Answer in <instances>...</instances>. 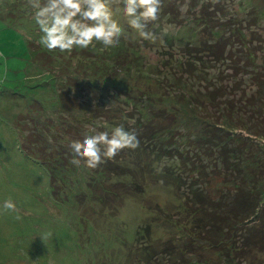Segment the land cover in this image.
<instances>
[{"label":"rangeland","instance_id":"1","mask_svg":"<svg viewBox=\"0 0 264 264\" xmlns=\"http://www.w3.org/2000/svg\"><path fill=\"white\" fill-rule=\"evenodd\" d=\"M0 2L4 11L17 10L31 22L34 13L24 7L26 0ZM217 5L222 6V12H216L215 20H210L208 16ZM112 9L114 19L124 29L117 46L104 49L94 42L95 48L90 46L84 55L66 54L59 58L52 54L43 69L37 59L44 58L36 52L33 60L39 72L37 66L31 67L32 56L27 46L29 40H40L33 27L21 24L24 18L16 23L0 17V53L6 58H0V205L10 197L21 216L17 220L18 213L0 207V264H264V242L254 246L247 241L248 246L243 247L242 233L233 232L228 233L223 249L214 248L196 226L202 213L186 198L191 193L187 190L189 185L210 188L216 195L218 191L231 193L232 177L214 170L204 180L192 161L202 156L209 168L213 159L205 158L202 148L192 144V124L177 128L172 120L181 113L176 111L181 93L196 96L197 127L213 122L222 108L226 113V99L233 96L232 103L237 100L234 105L239 107L238 100L252 94L259 107L258 116L252 117L256 129L249 130L247 121L238 126L237 110L231 111L233 118L226 124L234 138L244 141L247 152L253 154L246 165L257 170L259 164L264 165V81L260 82L264 79V0H163L159 20L148 25L157 37L155 42L143 40L128 27L122 0H114ZM216 22L222 26L216 28ZM34 27L38 28L36 24ZM211 29L216 33L211 34ZM224 36L228 37L224 53L230 49L234 57L216 60L203 48ZM240 37L245 46H238ZM120 46L130 54L128 70L98 77L101 88L83 86L82 77L78 85L71 81L70 86L62 84L69 89L74 103H79L66 111L58 103V90L63 87L61 80L67 79L63 72L67 61L72 75L80 58L84 62L102 52L111 61L109 53ZM243 51L249 52V56ZM235 65L241 67L238 74L233 69ZM47 71L55 79V90L51 85L46 88L37 84V76ZM41 78L51 83L44 73ZM206 87L208 91L224 87L227 95L211 101L206 97ZM34 99L47 110H37V117L51 115L57 121L62 114L68 122L77 123L78 128L73 130L80 134L71 135L67 143L70 139H82L85 133L93 135L90 128L111 132L120 124L143 128L162 124L168 127L163 143L178 147L185 159L169 158L140 142L136 149H123L95 169L87 168L83 162L71 166L73 169L66 171V184L58 178L63 189L58 202L51 190L48 168L22 149L14 124L15 116L27 112L28 102ZM88 105L100 112L88 114ZM246 109L249 108H245V115L240 113L245 120ZM141 115L144 123L137 119ZM247 225L256 229L264 222L255 218ZM47 233L52 236L43 241L41 236Z\"/></svg>","mask_w":264,"mask_h":264},{"label":"trees","instance_id":"2","mask_svg":"<svg viewBox=\"0 0 264 264\" xmlns=\"http://www.w3.org/2000/svg\"><path fill=\"white\" fill-rule=\"evenodd\" d=\"M3 9L4 8L0 7V17L3 16V18H8L9 21L12 20L13 22L16 21V23L20 22V18H24L25 22H21V24L23 23L24 26H26L25 23L31 25L34 29V32L40 39V36L42 34L39 35V29H35L34 26L36 23H32L34 21L32 18L30 22V20H27L25 16H20L17 10L13 11L7 9V11H4ZM222 9V6L217 5L216 9L214 6L212 11L213 14L209 15L208 18L214 21L216 17L215 14H217L219 11L222 12ZM215 26L216 28H220L222 24L216 22ZM212 33H216V31L212 30L211 34ZM220 38V40L217 39L213 43H207L205 45L206 47L203 48V50L205 52L212 53L213 58L216 60L225 58L227 56L232 59L231 57H234V55L231 53L230 49L226 52L228 55L224 53V49L226 48V46H228V37L224 36ZM237 41L239 47L245 46V44L243 43L244 41L241 37ZM40 45L41 44L39 43V41L37 42L35 39L27 41V46L29 49L28 52H30V55L32 56V62L30 63L32 64L31 67L37 66L33 60V54L36 52L40 54L39 56L44 58L43 61H40L41 59H37L41 69H43L45 65L44 63L47 60L51 61L52 54L60 56L59 58H62L61 56H65L67 54L60 53L58 50L50 52ZM213 45L215 46V48H212ZM40 47L41 49L39 50ZM90 48L91 47H89L88 49L76 48L70 55H67L70 57L72 55L78 56L81 53L84 55L87 53L86 50L90 51ZM195 50L197 51V49ZM23 51L27 52L25 47ZM245 53L247 56H249V52L245 51L244 54ZM110 54H112L111 61H109L102 54V52L98 53L97 56H92V58L89 60L88 58H85L84 62H82V58H80L74 65L72 75H70V66L67 61V64L63 69V72H66L65 76L67 79L65 81L61 80L62 83H60V85L63 84L70 86V81L74 82L73 84L78 85L81 81L80 77H82L84 78V81L82 83L83 86L85 85L91 89H95L98 87L101 88V80L99 81L97 79L98 77H103L107 72L117 73V70L126 71L130 67L129 60L127 59L129 58L128 56H130V54L124 46L118 47L115 51L112 50V53H109V55ZM223 54L226 55L224 56ZM239 60L240 59L238 58V61ZM39 66L36 67L38 72L40 71ZM239 68L241 67L237 65H235V67L233 68L236 74H238ZM43 73L51 79V83H48L47 80L41 78L43 76ZM39 75L37 76V78H40V81L37 82V84H41L46 88H49L51 85L53 90L56 89L54 88L55 79L53 78V76H51L50 72H41ZM15 81H18V79ZM262 81H264V79L260 80V82ZM14 85L18 86L15 82ZM206 91V97H208V99H210L211 101L227 95L224 87H213L209 91L206 87ZM58 94V103L63 104V108L66 111H70L72 109V105L77 106L79 104L74 103L72 97H70L71 95H69V89H67L66 86L60 88V90H58ZM94 96H97V94L95 93ZM147 97L150 96L148 95ZM178 98L179 107L176 111H181V113L176 115V117L174 118L172 117V120L177 125V128L192 124L193 130H195V140L192 141V144L196 147H199L200 149L202 148L201 153L205 155V158H208L210 160L213 159V163L210 164V167L206 168L204 164L206 160L203 159L204 157H196V160L194 159V161H192L196 164L194 166L196 167L195 170L200 171L201 176L204 178V180H207L210 174L213 175L214 170L222 175H230V177H232V185L234 186L233 192L223 193L221 191H218L219 194L216 195V192H214L210 188L204 189L202 188V186L198 187L196 184L189 185V188L187 190H190L191 193L190 195L187 194L186 198L191 199V203L195 205L197 211H200L202 213L197 218L196 226H198L202 231V235L204 236L206 241H209L211 243V246H213L214 248L223 249L225 247V242L229 237L228 233L233 232L239 235H241L242 233L243 238H245V241L243 240V247L248 246L247 241H252V244L254 246H257L258 244H260L261 246V242H264V225L255 229L252 225L248 226L247 222H250L255 218H258V220L264 222V187H261V181L262 179H264V173H262V170H264V165L259 164L260 170H257L255 166L246 165L245 162L251 157L253 158V154L251 152H247V144L244 141H237L234 138V135L231 134L230 129L226 124V121H230L233 118L231 117V111L237 110V113L235 115V120L237 122L236 124L238 126H244L246 125L245 122L247 121L249 122V130H251V128L256 129V127L254 128L252 117H257L259 113V107H256L257 100L254 99V96L252 94H249L248 96L244 97V100L239 99V107H236L234 104L237 103V100H233L234 103H232L231 100L233 96H231L229 100L226 99L229 107L226 109V113H224V109L222 108V111L220 113L216 112V114H218L216 119L215 116L212 118L213 122L207 121L206 123H204V126L197 127L198 116H196L194 105L196 102V96L181 93L179 94ZM95 99L97 98L95 97ZM217 105L219 106L220 104L217 103ZM87 107L89 108L88 114H90L92 111L100 112V109L95 108L94 105H88ZM246 107L249 108L246 109L248 110L247 116L249 118L247 117L245 120V117L240 115V113L241 111H243L244 113ZM232 108L235 110H232ZM241 108L242 110H240ZM39 109H42V111H47L38 100H30L28 102L27 112L18 113L14 118V124L20 133V145L22 149L27 154L33 156L35 159L45 164L48 168L51 190L55 198L59 202L58 196L61 194L63 189L58 181V178L61 179L63 184H66L68 180V178L66 177V171L73 169H71V166H73V164L70 163L73 154L69 148V144L72 140L70 139V142L67 143L66 139H69L71 135L73 137H75L76 135L77 137L80 133L73 130L78 128L77 123L68 122L65 115L61 114V118L57 119V121H54L51 115H44L43 119H41L36 116V112ZM188 112L190 113V115L188 117L186 115L184 116V114H187ZM130 117H132V115ZM137 119H140V122L144 123V121H142L144 120L143 115L137 117ZM175 119H177L178 121H175ZM143 127L144 126L129 127L125 125L126 130L134 129L138 134L139 141L143 142V145L148 143L151 146L150 148L156 153L166 155L169 158H178L179 156H181L182 159H185L182 151H180L178 147H173V145L172 147H169L167 144L163 143L165 142L163 140V137L165 132L168 130V127L166 128L162 124H157L153 128H150L149 126H145V128ZM256 161L258 160H255L253 162ZM221 169L222 172L220 171ZM62 170L65 171L63 175L60 176V172ZM229 182L230 181H228V183Z\"/></svg>","mask_w":264,"mask_h":264},{"label":"clouds","instance_id":"3","mask_svg":"<svg viewBox=\"0 0 264 264\" xmlns=\"http://www.w3.org/2000/svg\"><path fill=\"white\" fill-rule=\"evenodd\" d=\"M114 0H26L24 7L30 8L32 19L39 28V43L50 52L71 54L76 48H95L99 42L104 49L119 44L124 29L114 19L112 4ZM218 0H213V3ZM123 15L128 27L140 38L155 42L157 37L148 25L159 20L163 0H122ZM120 11L119 8L116 9ZM0 58H4L0 53ZM6 59V58H4ZM93 135L83 134L82 139H75L69 144L73 154L70 163L79 166L81 162L87 168L95 169L107 160L114 159L123 149H136L139 139L136 131L126 130L123 124L109 131H97L90 128ZM3 210L18 213L16 203L10 197L0 205ZM52 233L41 236L44 241Z\"/></svg>","mask_w":264,"mask_h":264}]
</instances>
